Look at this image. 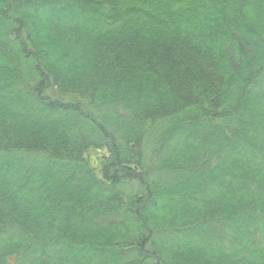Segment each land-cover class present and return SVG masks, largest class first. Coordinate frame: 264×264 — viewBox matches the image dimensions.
I'll return each mask as SVG.
<instances>
[{
	"label": "trees",
	"instance_id": "16d2710c",
	"mask_svg": "<svg viewBox=\"0 0 264 264\" xmlns=\"http://www.w3.org/2000/svg\"><path fill=\"white\" fill-rule=\"evenodd\" d=\"M0 264H264V0H0Z\"/></svg>",
	"mask_w": 264,
	"mask_h": 264
}]
</instances>
